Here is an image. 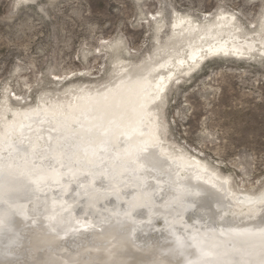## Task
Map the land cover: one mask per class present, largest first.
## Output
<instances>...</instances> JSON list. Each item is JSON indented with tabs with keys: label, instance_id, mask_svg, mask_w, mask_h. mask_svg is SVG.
Segmentation results:
<instances>
[{
	"label": "bare ground",
	"instance_id": "1",
	"mask_svg": "<svg viewBox=\"0 0 264 264\" xmlns=\"http://www.w3.org/2000/svg\"><path fill=\"white\" fill-rule=\"evenodd\" d=\"M226 16L181 18L176 53L78 91L66 109L13 111L0 129V264H264V190L233 191L163 146L151 107L170 66L254 50Z\"/></svg>",
	"mask_w": 264,
	"mask_h": 264
},
{
	"label": "rangeland",
	"instance_id": "2",
	"mask_svg": "<svg viewBox=\"0 0 264 264\" xmlns=\"http://www.w3.org/2000/svg\"><path fill=\"white\" fill-rule=\"evenodd\" d=\"M219 16L254 50L170 66L151 107L163 146L206 162L233 191L262 192L264 0H0V129L18 110L44 101L66 109L78 91L176 53L181 18L208 26Z\"/></svg>",
	"mask_w": 264,
	"mask_h": 264
}]
</instances>
